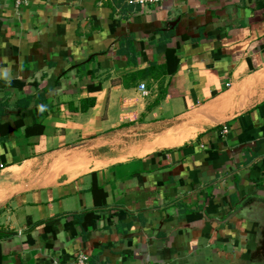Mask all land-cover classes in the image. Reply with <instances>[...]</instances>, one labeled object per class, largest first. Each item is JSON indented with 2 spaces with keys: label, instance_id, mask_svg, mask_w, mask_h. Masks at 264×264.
<instances>
[{
  "label": "crops",
  "instance_id": "0c3cea01",
  "mask_svg": "<svg viewBox=\"0 0 264 264\" xmlns=\"http://www.w3.org/2000/svg\"><path fill=\"white\" fill-rule=\"evenodd\" d=\"M0 165V264H253L264 0H0Z\"/></svg>",
  "mask_w": 264,
  "mask_h": 264
},
{
  "label": "built area",
  "instance_id": "2783aa9c",
  "mask_svg": "<svg viewBox=\"0 0 264 264\" xmlns=\"http://www.w3.org/2000/svg\"><path fill=\"white\" fill-rule=\"evenodd\" d=\"M162 0H125L128 5H137L142 11L146 12L150 6H153ZM25 0H15V5L19 6L20 4L24 3ZM139 89L144 91L146 90L144 84L139 85ZM228 131L227 127L224 125L220 131L221 135L226 134ZM2 167V165H0ZM73 264H87L86 256L83 254H77L73 260ZM143 264H159L153 262H145Z\"/></svg>",
  "mask_w": 264,
  "mask_h": 264
},
{
  "label": "water",
  "instance_id": "95a60500",
  "mask_svg": "<svg viewBox=\"0 0 264 264\" xmlns=\"http://www.w3.org/2000/svg\"><path fill=\"white\" fill-rule=\"evenodd\" d=\"M254 245L255 247L252 251L253 257L251 261L253 264H260L261 262H264V231L262 232V234H260L259 237H256Z\"/></svg>",
  "mask_w": 264,
  "mask_h": 264
},
{
  "label": "trees",
  "instance_id": "16d2710c",
  "mask_svg": "<svg viewBox=\"0 0 264 264\" xmlns=\"http://www.w3.org/2000/svg\"><path fill=\"white\" fill-rule=\"evenodd\" d=\"M46 227V226H45ZM12 233L1 231L0 230V238H6L9 237Z\"/></svg>",
  "mask_w": 264,
  "mask_h": 264
},
{
  "label": "rangeland",
  "instance_id": "374dc122",
  "mask_svg": "<svg viewBox=\"0 0 264 264\" xmlns=\"http://www.w3.org/2000/svg\"><path fill=\"white\" fill-rule=\"evenodd\" d=\"M105 150H106V151H108V149H107V148H106ZM108 156H109V155H108Z\"/></svg>",
  "mask_w": 264,
  "mask_h": 264
}]
</instances>
